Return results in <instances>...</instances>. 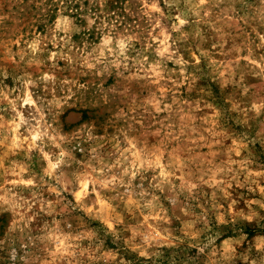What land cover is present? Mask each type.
Returning <instances> with one entry per match:
<instances>
[{"label":"rangeland","instance_id":"rangeland-1","mask_svg":"<svg viewBox=\"0 0 264 264\" xmlns=\"http://www.w3.org/2000/svg\"><path fill=\"white\" fill-rule=\"evenodd\" d=\"M74 1L0 0V264H264V0Z\"/></svg>","mask_w":264,"mask_h":264},{"label":"trees","instance_id":"trees-1","mask_svg":"<svg viewBox=\"0 0 264 264\" xmlns=\"http://www.w3.org/2000/svg\"><path fill=\"white\" fill-rule=\"evenodd\" d=\"M115 1H123V0H115ZM82 4L83 5H87V2L84 1ZM67 6L72 10V15L74 17H76L79 21L83 20V18L81 17L80 14H83L84 10H82V8L80 7V4H79L78 1L68 0V5ZM89 9L90 10H94V7H90Z\"/></svg>","mask_w":264,"mask_h":264}]
</instances>
